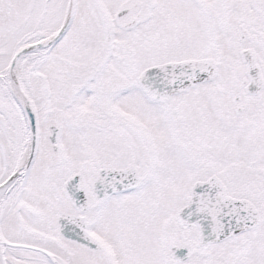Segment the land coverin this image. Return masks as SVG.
Here are the masks:
<instances>
[{"label":"snow or ice","instance_id":"snow-or-ice-1","mask_svg":"<svg viewBox=\"0 0 264 264\" xmlns=\"http://www.w3.org/2000/svg\"><path fill=\"white\" fill-rule=\"evenodd\" d=\"M0 264H264V0H0Z\"/></svg>","mask_w":264,"mask_h":264}]
</instances>
